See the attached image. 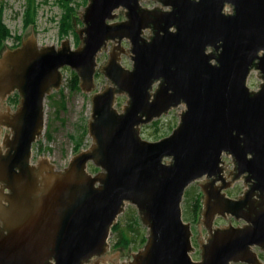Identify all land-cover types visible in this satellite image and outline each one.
<instances>
[{
	"label": "water",
	"instance_id": "obj_1",
	"mask_svg": "<svg viewBox=\"0 0 264 264\" xmlns=\"http://www.w3.org/2000/svg\"><path fill=\"white\" fill-rule=\"evenodd\" d=\"M142 1L88 0L84 27L77 29L82 46L75 50L67 40L58 48L39 47L30 35L0 54V100L14 90L22 97L16 115L0 114V125L14 133L4 155L0 146V183L10 191H0V264L103 262L125 204L136 207L149 231L129 264H261L252 248L264 251V208L243 209L257 193L264 199V0H158L167 11L143 9ZM119 9L125 20L114 23ZM149 28L153 36L146 40ZM123 40L132 70L119 64L117 53L101 69L113 86L91 99V146L63 171L44 157L30 166L44 99L60 87L61 69L74 71L89 93L98 54L109 41ZM252 70L261 78L256 91L247 86ZM117 94L128 97L121 113L114 108ZM181 105L185 110L169 136L141 138V126ZM89 163L100 172L88 173ZM222 177L229 182L215 187ZM199 180L201 221L210 238L195 263L181 203ZM240 180L249 187L245 198L221 193ZM216 216L247 225L215 227ZM118 254L112 264H120Z\"/></svg>",
	"mask_w": 264,
	"mask_h": 264
},
{
	"label": "rangeland",
	"instance_id": "obj_2",
	"mask_svg": "<svg viewBox=\"0 0 264 264\" xmlns=\"http://www.w3.org/2000/svg\"><path fill=\"white\" fill-rule=\"evenodd\" d=\"M33 3L37 6L36 10V24L24 27V17L26 8L29 3ZM159 5L158 0H145L141 2L143 7L151 9L155 5ZM88 2L84 0H73L71 6L75 8V14L73 19V31L69 36H60V21L63 15V9L61 8L58 0H0V10L2 12V19L5 26L11 32L13 37H20L22 40L25 36H33L36 44L41 46H54L58 48L60 44L67 40L71 49L77 48L79 45L77 29L84 27L82 21V15L87 7ZM124 9H119L115 12L116 18L114 23L124 21L125 15ZM75 34V37H74ZM6 47L13 45L12 40H8L5 43ZM129 43H126V46ZM110 47L107 51H102L98 54L96 63L97 69L100 71L103 65H106ZM121 65L125 68H130L132 61L129 55H123L121 59ZM74 71L68 68L61 69L62 81L57 90H53L44 102V122L42 128V134L38 141L33 145V161L40 160L44 157L47 162L52 163L58 168L63 167L72 157L81 151L88 149L92 144V139L89 136L88 125L90 123L92 114V102L93 95L97 92L103 91L108 83V80L104 75L98 73L95 77V89L91 93L82 91L80 81L77 76L78 88L70 89V82L72 80ZM75 74V73H74ZM258 71L252 70L247 80V86L251 91H256L261 84V78L257 76ZM128 97L126 94H121L115 97L114 108L118 113H121L123 106H127ZM185 110V106L181 105L178 108L170 110L167 114L161 118L153 120L151 123L141 126L140 136L143 140L149 142H156L162 138L169 136L173 130L177 128L180 122V117ZM227 164L231 163L229 157H223ZM88 172L93 174L94 171L91 167L88 168ZM203 180H199L191 184L185 191L182 203V220L185 223H189L191 232L193 233V246L195 252L191 254L192 259H197L199 254V246L196 244L197 228L199 222L202 219L201 212L203 207L204 194L200 184ZM244 185L242 181L236 182L234 187L227 191V195L230 198H236L242 194ZM198 200L199 208L197 217L193 218V205L195 200ZM231 219H218L215 221V226L221 227L228 226ZM119 224L120 228L127 232V235L133 238L132 242L126 248L115 247L119 240V235L110 230L108 245L111 247L110 252H120L121 257L117 259V263H121L120 260L129 257L132 253L136 252L138 248L142 246L141 239H144L149 234L147 227L142 223L141 217L133 205L125 204L124 211L118 216L115 224ZM235 224V222H233ZM132 226L133 229H129ZM134 233H129L133 232ZM206 236L203 230V237ZM195 242V244H194ZM264 263V254L259 256Z\"/></svg>",
	"mask_w": 264,
	"mask_h": 264
},
{
	"label": "flooded vegetation",
	"instance_id": "obj_3",
	"mask_svg": "<svg viewBox=\"0 0 264 264\" xmlns=\"http://www.w3.org/2000/svg\"><path fill=\"white\" fill-rule=\"evenodd\" d=\"M141 8H143V9H146V7H143L142 5H141ZM151 10H160V11H167V9L166 8H164L162 5H155L154 7H152L151 8ZM125 20V19H124ZM153 36V30L151 29V28H149V29H147V30H145V32H144V34H143V37L146 39V40H149L151 37ZM78 39H79V46H77V48H79V47H81L82 46V40L78 37ZM21 42H22V40H21ZM21 42L19 43V45H17V46H10V47H5L1 52H0V54L1 53H4L6 50H15V49H17L18 47H20L21 46ZM128 41H126V40H123L122 41V43L121 44H117L116 42H113V41H109V43L107 44V46H106V48H104L102 51H107V49H108V47H110V51L108 52L109 53V57H110V55L112 54V53H117V55H118V58H119V64L121 65V59H122V56L123 55H129L128 54V49H129V45H127L126 46V43H127ZM129 43V42H128ZM115 48H119L120 50H115ZM76 49V48H75ZM74 50V49H73ZM101 51V52H102ZM2 55V54H1ZM1 57V56H0ZM107 64V63H106ZM106 65H103L102 67H101V69L103 68V67H105ZM122 66V65H121ZM123 67V66H122ZM124 69H126V70H132V65H131V67L128 69V68H125V67H123ZM101 69H100V71H98V69L96 68L95 69V73H94V75H93V88H92V91L91 92H93V90L95 89V77H96V75L98 74V73H100V74H102L103 75V72L101 71ZM75 73V72H74ZM75 75L76 76H78L76 73H75ZM78 79H79V83H81V80H80V78H79V76H78ZM108 80V79H107ZM61 81H62V76H61ZM108 85H107V87L106 88H110V87H112L113 85H112V83L108 80ZM61 85V84H60ZM79 86V85H78ZM80 87V86H79ZM105 88V89H106ZM91 92H89V93H91ZM118 95H121V94H117V96ZM49 96V94L48 95H46V97H48ZM46 97H45V99H46ZM21 99H22V97H21V95H20V93L17 91V90H14L13 92H10L8 95H6L2 100H0V114H3V115H6V116H9V118H12L14 115H16L17 113H18V111H19V108H20V106H21ZM45 99H44V102H45ZM5 121L4 120H2V123H4ZM41 134H42V131H41ZM41 134H40V136H41ZM40 136L39 137H37L36 139H35V141L32 143V145H31V148H30V154H29V165L30 166H37L38 165V162H39V159L38 160H36V161H33V150H32V148H33V145L38 141V139L40 138ZM13 137H14V133H13V130H12V128H10V127H7V126H5V125H0V146H1V150H2V152H3V155L5 154V152L7 151V148L5 147V143L7 142V141H10V140H12L13 139ZM87 150V149H86ZM77 155V154H76ZM70 161L71 160H69L68 162H67V164H65L63 167H61V168H58V167H56L55 165H53L52 163V165L54 166V168H55V170L56 171H63V170H65L68 166H69V163H70ZM50 163V162H49ZM89 167H91L92 169H93V171H94V173H93V175L94 174H96V173H98V172H100V170L98 169V168H96L92 163H89L88 165H87V172H88V168ZM16 172H18V169L16 170ZM89 173V172H88ZM91 174V173H90ZM223 178V177H222ZM204 180V184L205 185H207V186H209V183L211 182V180H209V179H203ZM223 182H221V181H217L216 183H215V187H221V186H223V184L224 183H228L229 182V180L228 179H224L223 178ZM240 181H242L243 182V180H240ZM239 182V181H238ZM236 183V182H235ZM235 183L232 185V187H230V188H228V189H225V190H222V192L221 193H223V194H225V196L227 197V198H230V197H228V195H227V191L228 190H230V189H232L233 187H234V185H235ZM243 185H244V183H243ZM249 189V187H246V186H244V190H243V192H242V194H240V195H238L236 198H230V199H233V200H240L241 198H245V195H246V193H247V190ZM0 191L3 193V195H9L10 194V191L6 188V186H5V184H3V183H0ZM2 203L3 204H5V202H4V200L2 201ZM262 207L263 206V208H264V199H262V198H260V195L257 193V194H255V195H253V197H252V199H250L249 201H247V205L245 206V208L243 209V211H244V213H246L245 211H251L253 208H258V207ZM202 209H203V207H202ZM230 218L231 219V221H229V223H228V225H231V226H234V227H239V228H242V227H244L245 225H247L246 223H245V221L243 220V219H236V218H234V217H232V216H226L225 218L224 217H221V216H216V218H215V220H214V224H215V221L217 222V220L219 219H227V218ZM202 222V221H201ZM233 222H235V224L233 223ZM215 226V225H214ZM216 227V226H215ZM218 227V226H217ZM203 230L205 231V233H206V236L205 237H203ZM197 232H198V235H197V239L195 240L196 241V244L199 246V254H198V258L197 259H192V257H191V254H193L194 252H195V247L193 246V242H192V239H193V233L191 232V245H192V248H193V250H192V252L190 253V257H191V260H192V262H195V263H198V262H201L202 261V249H201V247L204 245V244H206V242H207V240L210 238V234H209V232H208V230L205 228V226H204V223L202 222V224L197 228ZM148 237H149V234L147 235V237L145 238V240H144V243H142V246L140 247V248H138L137 250H136V252H134V253H132L129 257H127V258H125V259H122V260H120L121 261V263L120 264H129V263H132L133 261H134V259H133V256L134 255H136V254H138L139 252H141L143 249H144V247L146 246V244H147V241H148ZM194 244H195V242H194ZM110 246L108 245V243H107V246L105 247V253L104 254H102L101 255V257H100V259L101 258H103V262H98V260H99V257H96V258H93L92 259V261H91V263L89 262V263H86V264H93V261H94V264L95 263H97L98 262V264H112L113 263V259H112V255L113 254H115V253H117L116 251H114V252H110ZM252 251L253 252H255L256 253V255H257V257H258V260L261 262V264H264L262 261H261V259L259 258V256L261 255V254H264V251L261 249V248H259V247H253L252 248ZM119 257H121L119 254H118V259H120ZM46 264H54V262L53 261H47L46 262Z\"/></svg>",
	"mask_w": 264,
	"mask_h": 264
},
{
	"label": "trees",
	"instance_id": "obj_4",
	"mask_svg": "<svg viewBox=\"0 0 264 264\" xmlns=\"http://www.w3.org/2000/svg\"><path fill=\"white\" fill-rule=\"evenodd\" d=\"M72 1L73 0H58V2L61 5V8L63 9V15L60 21V36L61 37H67L69 36L70 32L73 31V19H74V14H75V8L71 6ZM84 2H88V0H84ZM36 10H37V6H35L33 3L30 2L25 12L24 24H23L24 27L36 24ZM74 37H75V34H74ZM8 40L13 41V44H14L13 46H17L21 42L20 37H17V36L13 37L11 32L8 30V28L3 23L2 12L0 10V52L6 47L5 43ZM69 86H70V89H73V90L78 88L77 76L74 73H73L72 80ZM198 206H199V203H198V200L196 199L193 205L194 220L197 217V212L199 208ZM129 229H133V227L129 226ZM112 232L115 234L117 233L120 237L118 240V243L115 246L117 248H126L132 242H134L133 241L134 239L129 237L127 235V232L123 231L120 228V225L118 223L115 226H113ZM129 233H134V231L129 232ZM140 242L144 243V239H141Z\"/></svg>",
	"mask_w": 264,
	"mask_h": 264
},
{
	"label": "built area",
	"instance_id": "obj_5",
	"mask_svg": "<svg viewBox=\"0 0 264 264\" xmlns=\"http://www.w3.org/2000/svg\"><path fill=\"white\" fill-rule=\"evenodd\" d=\"M225 12H226V13H229L230 10H229L228 8H226ZM224 166H225V168H227V169H232V167H233L231 163H230V164H227L226 162H225V165H224Z\"/></svg>",
	"mask_w": 264,
	"mask_h": 264
},
{
	"label": "bare ground",
	"instance_id": "obj_6",
	"mask_svg": "<svg viewBox=\"0 0 264 264\" xmlns=\"http://www.w3.org/2000/svg\"><path fill=\"white\" fill-rule=\"evenodd\" d=\"M108 239H109V237H108Z\"/></svg>",
	"mask_w": 264,
	"mask_h": 264
}]
</instances>
